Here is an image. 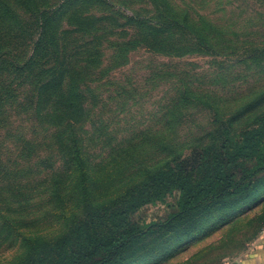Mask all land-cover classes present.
Masks as SVG:
<instances>
[{"label":"rangeland","instance_id":"1","mask_svg":"<svg viewBox=\"0 0 264 264\" xmlns=\"http://www.w3.org/2000/svg\"><path fill=\"white\" fill-rule=\"evenodd\" d=\"M121 1L115 0L123 10ZM126 1L148 13L144 0ZM175 1L209 21L204 27L218 44L215 54L198 53L195 45L175 58L140 47L125 67L110 73L101 103L91 105L83 197L77 182L64 186V196L37 195L41 188L34 182L43 174L32 161L10 162H22L18 153L32 151L45 133L32 138L33 124L18 112L26 91L1 104L0 121L12 125L0 129V164L8 171L0 178V264H233L262 237L264 0ZM6 2L14 0H0L1 22ZM123 14L132 16L127 9ZM20 19L23 25L34 22ZM222 33L227 50L220 44ZM26 38L11 51L18 62L30 55ZM228 54L234 62L219 69ZM5 61L12 62L9 53L0 61L1 89L17 77L7 72ZM186 82L198 102L184 101L175 109ZM17 136L23 139L15 144ZM168 166L175 175L169 183L151 178ZM178 177L185 188L207 192L205 200L188 208L179 204Z\"/></svg>","mask_w":264,"mask_h":264},{"label":"trees","instance_id":"2","mask_svg":"<svg viewBox=\"0 0 264 264\" xmlns=\"http://www.w3.org/2000/svg\"><path fill=\"white\" fill-rule=\"evenodd\" d=\"M144 1L148 3V13H140L133 8L134 1L126 0L119 3L123 10L117 7L115 0V4L111 0L6 2L9 4L6 5V22L0 21V61L6 60L9 53L12 62L5 61L7 72L17 77L6 88H0V106L7 101L15 102L24 91L29 93L23 98L26 104L19 103L18 112L26 113L24 119L33 124L32 138L36 132L45 135L35 141L32 151L18 153L17 158L22 162L11 160L10 163L24 166L28 161L33 162L34 169L43 174L34 182L36 188H41L37 195L64 196V186L77 182V193L83 197L90 163L85 158V141L86 128L93 116L91 105L101 103L106 86L111 84L110 73L125 67L136 49L144 47L150 53L177 58L187 55V49L196 45L201 50L196 51L198 53L215 54L218 44L204 27L209 21L195 14L190 6L175 0ZM14 4L20 7L16 11ZM126 9L132 16H124ZM24 16L34 22L27 21L23 25L20 18ZM198 21L201 24H197ZM211 29L218 33L217 29ZM223 33L220 44L227 50L230 47ZM24 37L31 38L30 55L18 62L11 51L14 43ZM232 57V54L223 57L219 69L226 70L225 64L234 62ZM246 62L253 65L251 61ZM177 76L173 75L176 80ZM188 83H182L178 89L173 108L180 109L184 101L198 102L197 97L189 93ZM24 105L30 107L27 112L22 110ZM9 125L12 122L0 121V129L7 131ZM15 139L17 144L23 138ZM0 167V178H6L7 169L2 164ZM167 170L168 175L164 174ZM167 170H157L151 178L160 176L169 183L175 175L171 166ZM145 174L147 180L148 169ZM180 179L178 177L176 182L181 192L179 204L185 203L188 208L205 200L207 192L198 189L199 186L185 188Z\"/></svg>","mask_w":264,"mask_h":264},{"label":"crops","instance_id":"3","mask_svg":"<svg viewBox=\"0 0 264 264\" xmlns=\"http://www.w3.org/2000/svg\"><path fill=\"white\" fill-rule=\"evenodd\" d=\"M233 264H264V233L253 250L245 258Z\"/></svg>","mask_w":264,"mask_h":264}]
</instances>
